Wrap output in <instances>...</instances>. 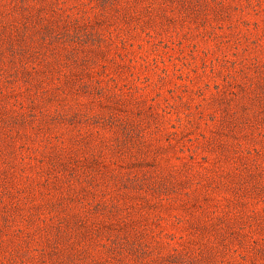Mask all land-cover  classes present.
Returning <instances> with one entry per match:
<instances>
[{
  "label": "rangeland",
  "instance_id": "obj_1",
  "mask_svg": "<svg viewBox=\"0 0 264 264\" xmlns=\"http://www.w3.org/2000/svg\"><path fill=\"white\" fill-rule=\"evenodd\" d=\"M0 264H264V0H0Z\"/></svg>",
  "mask_w": 264,
  "mask_h": 264
}]
</instances>
